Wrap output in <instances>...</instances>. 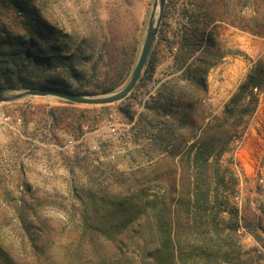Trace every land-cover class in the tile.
Here are the masks:
<instances>
[{
  "label": "rangeland",
  "instance_id": "374dc122",
  "mask_svg": "<svg viewBox=\"0 0 264 264\" xmlns=\"http://www.w3.org/2000/svg\"><path fill=\"white\" fill-rule=\"evenodd\" d=\"M34 1L51 22L54 32H48L53 35L52 40L74 50L96 51L93 57L88 52L84 55L89 57L85 64L98 63V75H86L89 84L109 79L118 82L114 92L125 87L142 49L154 0ZM170 1L174 5L168 7L158 36L168 38L172 53L165 43L160 45L159 63L152 77L146 83L138 82V89L128 100L88 106L69 105L56 98L29 97L0 104V243L20 264H66L70 243L79 240L83 232L81 210L89 206L90 194L119 199L144 184L151 194L171 192L172 207H178L180 195L190 183L182 160L184 152L201 135L197 131L193 139L187 124L181 128L185 114L182 112L186 109L189 115L191 103L204 94L182 80V72H176L173 65L187 29L198 30L205 37L213 32L219 50L227 53L206 73L207 111L202 113L198 109L192 113L195 129L215 116L221 128H215L212 135L224 142L223 131L234 128L236 118L225 125L223 112L254 63L264 55V37L249 31L252 28L264 33V0H257L241 12L249 20L258 19L257 26L247 21L249 29L245 30L227 22L212 23L211 13L224 16L223 0ZM224 1L240 12V0ZM197 3L202 9L195 7ZM11 19L16 20L15 13ZM135 46L136 53L130 61V50ZM202 50L189 63L196 62ZM128 61V71L118 78L120 66ZM145 70L146 67L142 76ZM64 78L75 87L74 80ZM159 92L181 104L167 118L156 108L162 102ZM245 120V126L232 131L241 136L219 158L220 170L214 184L218 201L228 202L227 212L219 220L237 226V230L231 231L222 224L217 235L204 241L216 252L231 253L232 258L240 254L244 264H264V90L259 94L257 109ZM160 128L175 131L167 150L157 143ZM180 142L186 143L178 153ZM224 170H229L225 182L220 179ZM215 207L216 212L225 208ZM19 209L24 210L28 219L24 229V223L18 219ZM137 228L120 235V250L107 249L116 262H122L118 264H142V250L137 247L142 240L135 234ZM31 236L40 238V245L45 248L31 249ZM201 238L199 241L196 234L191 235L187 251L201 246Z\"/></svg>",
  "mask_w": 264,
  "mask_h": 264
},
{
  "label": "trees",
  "instance_id": "16d2710c",
  "mask_svg": "<svg viewBox=\"0 0 264 264\" xmlns=\"http://www.w3.org/2000/svg\"><path fill=\"white\" fill-rule=\"evenodd\" d=\"M240 1L241 10L237 12V7L230 6L223 0L224 16L211 13L212 23L227 22L242 30L249 29L247 21L257 26V17L249 20L242 14L245 8H249L257 0ZM172 5L174 3L169 0L166 11ZM38 7L34 0H0V90L8 93L35 88L64 90L81 95H104L114 92L118 87L117 80L103 79V82L96 84H89L86 80V75H98V63L92 66L85 64L84 60L89 57L84 55L88 52L93 57L96 51L94 49L84 51L81 48L74 50L72 46L52 40L53 35H50L48 30L54 32V29ZM195 7L202 9L200 3L195 4ZM13 13L16 15V20L11 19ZM208 13L206 12V15ZM213 28L216 30L217 25ZM249 31L253 35L264 37L263 31H255L252 28ZM201 35L198 30L187 29L181 37V46L173 62L176 72H182V80L189 81L204 93L202 97L191 103L189 115L186 109L182 112L185 114L182 116L181 128H185L187 124L190 137L193 139L197 137V131H200L201 135L191 148L184 152L186 156L182 160H185L190 183L189 188L180 195L178 207H172L174 199L171 192L151 194L149 186L144 184H140L134 193L128 192L119 199L107 200L90 194L89 206L81 210L80 228L83 232L79 240L70 243L66 264L122 263L116 262L115 256L107 249L120 250L118 238L124 231L136 226L138 228L135 234L142 240V244H137L142 250V264H244L240 254L232 258L229 252H216L208 247L204 239H208L213 234L217 235L222 224L231 231L237 230V226H229L224 219L219 220V217L227 212L228 202L218 201V190L214 184L220 170L219 158L231 148L235 143L233 141L241 136L233 135L232 131L234 130L235 133L240 125L245 126L246 117L257 109L259 94L264 90V55L254 63L247 78L226 105L223 123L228 125L230 119L233 117L236 119L234 126L231 125L234 127L232 130L223 131L224 142H221V138L212 135L215 128H221L220 125L217 126L219 118L213 116L196 130V120L192 115L198 109L202 113L207 111L204 105L208 93L206 73L227 55L219 50L213 32L208 33L206 37ZM163 43L167 51L172 53V43L168 38L158 36L154 44L156 46H153L145 66V74L141 76L139 83H146V80L152 77L159 63L157 56ZM202 48L196 62L189 63ZM130 52L131 61L135 56L136 46ZM130 65L131 62L128 61L120 66L117 72L118 78L128 71ZM64 76L74 80L75 87L72 88ZM139 83L125 100L134 94ZM158 96L162 102L155 107L160 109L159 113L166 118L172 114L175 107L181 106L178 100L175 102L173 98H164L161 92ZM66 103L74 105L70 102ZM161 131L167 134L164 135ZM174 135V130L160 128L156 137L157 143L160 147L165 146L167 150ZM185 143L180 142L178 153L182 151L181 146ZM223 173L220 179L225 182L229 170H224ZM216 205L225 208H220V212H216ZM24 216V210L19 209L18 219L21 224L24 223L23 229L28 220ZM194 234L196 240L202 241L201 237H203L204 243L189 252L190 250L186 249L189 245L188 239ZM39 240L40 238L37 237H29V244L34 251L45 248L40 245ZM0 264H20L1 243ZM35 264L41 263L36 261Z\"/></svg>",
  "mask_w": 264,
  "mask_h": 264
},
{
  "label": "water",
  "instance_id": "95a60500",
  "mask_svg": "<svg viewBox=\"0 0 264 264\" xmlns=\"http://www.w3.org/2000/svg\"><path fill=\"white\" fill-rule=\"evenodd\" d=\"M167 4L168 0H154L153 12L138 61L128 83L120 91L104 95H81L64 90L35 88L15 94H7L5 91L0 90V104L14 103L29 97L56 98L72 104L88 106H108L125 100L133 92L142 76L159 34Z\"/></svg>",
  "mask_w": 264,
  "mask_h": 264
}]
</instances>
